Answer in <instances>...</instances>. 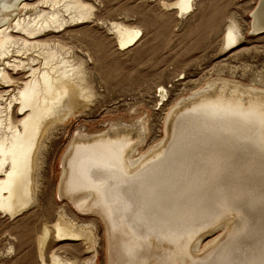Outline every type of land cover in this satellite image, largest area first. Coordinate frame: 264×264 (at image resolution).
Returning <instances> with one entry per match:
<instances>
[{
  "label": "bare ground",
  "instance_id": "obj_1",
  "mask_svg": "<svg viewBox=\"0 0 264 264\" xmlns=\"http://www.w3.org/2000/svg\"><path fill=\"white\" fill-rule=\"evenodd\" d=\"M194 1L163 4L183 13ZM102 2L0 0V212L5 215L17 217L35 202L46 140L59 123L83 112L95 94L85 59L65 38L92 22L106 26L120 49L138 40V26L100 17ZM251 18L252 30L264 31V0ZM227 26L238 28L234 18ZM238 36L228 32L223 40L228 46ZM241 96L236 90L224 93L223 86L199 94L171 125L168 139L138 157L132 151L142 139L132 129L78 132L71 139L59 189L78 210L103 220L108 247L115 251L109 264H264V91ZM187 103L170 110L168 119ZM151 157L158 159L147 161ZM67 213L59 210L36 232L38 264H80L57 251L46 255L51 236L81 240L86 252H94L95 223ZM227 215L235 218L221 223ZM219 228L222 233L207 245L212 249L199 256L203 238Z\"/></svg>",
  "mask_w": 264,
  "mask_h": 264
},
{
  "label": "rangeland",
  "instance_id": "obj_2",
  "mask_svg": "<svg viewBox=\"0 0 264 264\" xmlns=\"http://www.w3.org/2000/svg\"><path fill=\"white\" fill-rule=\"evenodd\" d=\"M102 1L99 16L138 26V40L120 49L106 26L92 22L77 27L69 38L65 35L66 43L76 49L75 54L85 59L88 81L95 94L83 112L59 123L46 140L37 170L35 202L17 217L0 212V264H38L36 232L44 220L54 221L59 210L68 212L78 222L93 221L96 246L94 252H86L81 240L60 241L51 236L45 246L46 255L57 251L78 258L80 264H86L87 260L90 264H109L115 260L113 247H108L103 220L78 210L59 189L62 160L78 132L93 134L111 131L112 127L132 129L142 139L132 151L133 157H138L168 139L171 125L184 109H191L194 103L187 102L199 94L222 86L224 93L236 90L241 97L248 90L264 91V31L254 32L251 28V14L258 0H196V5L183 13L163 4L173 0ZM231 18L236 20L237 29L227 26ZM227 31L231 36L240 35L228 46L223 40ZM160 87L167 90L165 95ZM184 103L189 105L177 108L168 119V112ZM155 159L158 158L147 161ZM233 218L227 215L221 223L227 220L231 223ZM209 229L206 227L204 232ZM219 233L220 228L203 238L199 256L212 249L207 245Z\"/></svg>",
  "mask_w": 264,
  "mask_h": 264
}]
</instances>
